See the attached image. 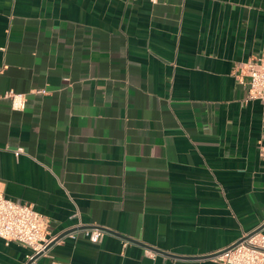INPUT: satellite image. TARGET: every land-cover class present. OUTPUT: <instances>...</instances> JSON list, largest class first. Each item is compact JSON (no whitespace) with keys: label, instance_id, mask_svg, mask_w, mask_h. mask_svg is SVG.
I'll list each match as a JSON object with an SVG mask.
<instances>
[{"label":"crops","instance_id":"crops-1","mask_svg":"<svg viewBox=\"0 0 264 264\" xmlns=\"http://www.w3.org/2000/svg\"><path fill=\"white\" fill-rule=\"evenodd\" d=\"M260 55L264 0H0V187L61 236L30 264H219L260 228Z\"/></svg>","mask_w":264,"mask_h":264},{"label":"built area","instance_id":"built-area-1","mask_svg":"<svg viewBox=\"0 0 264 264\" xmlns=\"http://www.w3.org/2000/svg\"><path fill=\"white\" fill-rule=\"evenodd\" d=\"M149 1L156 3L158 0ZM237 70L240 80L242 76L247 77L248 98L264 101V55L238 64ZM37 92L44 93L45 90L40 89ZM5 95L10 98L13 108L21 109L24 106L23 94L10 90ZM260 155L264 158V134ZM46 228V220L31 204L18 203L9 199L0 187V238L6 243L15 242L30 249L25 264L31 259L33 261L35 256L44 253L49 243L56 238L48 235ZM263 229L264 222L260 228L243 233L230 246L215 251L212 254L213 260L219 264H264ZM81 231L90 242L94 243L98 242L106 232L100 227H88ZM67 235L75 238L76 231H70ZM51 264L62 263L52 262Z\"/></svg>","mask_w":264,"mask_h":264},{"label":"water","instance_id":"water-1","mask_svg":"<svg viewBox=\"0 0 264 264\" xmlns=\"http://www.w3.org/2000/svg\"><path fill=\"white\" fill-rule=\"evenodd\" d=\"M59 238H61V236H58V237H56L53 241H51V242L49 243L48 247H49L54 241L58 240ZM37 256H38V255H37ZM37 256H35V257H37ZM31 261H32V259L29 260L27 264H29Z\"/></svg>","mask_w":264,"mask_h":264}]
</instances>
